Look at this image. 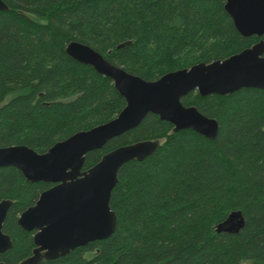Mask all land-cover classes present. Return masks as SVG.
<instances>
[{
  "label": "trees",
  "instance_id": "1",
  "mask_svg": "<svg viewBox=\"0 0 264 264\" xmlns=\"http://www.w3.org/2000/svg\"><path fill=\"white\" fill-rule=\"evenodd\" d=\"M2 1L0 147L21 144L38 153L112 120L126 104L110 78L66 53L71 41L148 81L264 42L240 35L225 0ZM181 102L217 120V136L176 131L149 113L88 152L82 171L116 147L155 143L149 156L118 171L109 199L114 232L36 264H264V89L193 91ZM51 186L0 168V201H10L2 231L11 240L1 263L33 254L35 231L17 221ZM237 213L240 228L217 231L236 224Z\"/></svg>",
  "mask_w": 264,
  "mask_h": 264
},
{
  "label": "water",
  "instance_id": "2",
  "mask_svg": "<svg viewBox=\"0 0 264 264\" xmlns=\"http://www.w3.org/2000/svg\"><path fill=\"white\" fill-rule=\"evenodd\" d=\"M5 8L0 0V10ZM224 9L241 36H264V0H225ZM66 53L110 78L126 104L112 120L76 132L44 153L21 144L0 147V168L14 167L31 182L52 184L40 193L34 205L19 215V226L35 231L33 254L19 264H36L41 257L55 259L76 247L108 238L116 224L109 199L118 171L133 159L141 161L149 156L155 143L142 141L116 147L82 171L88 152L137 127L149 113L170 122L176 131L189 129L214 139L219 131L217 120L203 115L194 106L183 105L181 98L193 91L207 96L231 94L243 88L264 89L263 40L223 60L197 63L154 81L126 72L77 41L66 46ZM9 207V200L0 201V253L11 247L9 236L2 231ZM236 218H239L236 224L225 227L219 224L217 231L240 228V213Z\"/></svg>",
  "mask_w": 264,
  "mask_h": 264
}]
</instances>
